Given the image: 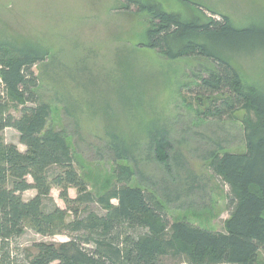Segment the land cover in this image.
Segmentation results:
<instances>
[{
	"label": "trees",
	"instance_id": "trees-1",
	"mask_svg": "<svg viewBox=\"0 0 264 264\" xmlns=\"http://www.w3.org/2000/svg\"><path fill=\"white\" fill-rule=\"evenodd\" d=\"M129 5L148 18L143 47L169 61L207 64L196 85V100L203 99L197 115L215 123L225 118L239 122L244 152H224V140L217 138L209 140L211 150L200 157L206 172L228 188L222 230L169 221L166 206L202 192L205 178L175 148L160 120L142 125L143 138L105 133L102 151L113 164L114 183L101 194L91 193L75 167L69 135L49 126L51 106L37 93L40 80L33 68L51 62L50 47L0 22V264H17L11 243L27 230L40 237L64 235L68 241L36 243L37 253L27 255L26 264H162L165 258L175 264H259L258 253L264 251V87L244 78L234 61L240 50L264 45V25L236 27L214 13L184 17L138 0L127 1L124 8ZM63 111L76 119L65 106ZM73 126L77 133V122ZM8 128L18 133L24 151L4 142L1 133ZM142 160L158 164L169 179L145 177ZM53 189L65 209L51 200ZM71 189L75 198L69 196ZM27 191L35 194L23 200ZM90 205L100 212L89 210Z\"/></svg>",
	"mask_w": 264,
	"mask_h": 264
},
{
	"label": "rangeland",
	"instance_id": "rangeland-1",
	"mask_svg": "<svg viewBox=\"0 0 264 264\" xmlns=\"http://www.w3.org/2000/svg\"><path fill=\"white\" fill-rule=\"evenodd\" d=\"M127 1L0 0V22L50 47L51 62L33 68L40 80L37 93L41 101L51 106L49 126L69 135L75 167L91 193L101 194L114 183L113 164L102 151L107 140L105 133L120 131L126 136L143 138L142 125L160 120L170 129L175 148L182 152L193 171L205 178H201L202 192L166 206L169 221L187 220L221 231L228 217V188L206 172L200 157L211 150L209 140L217 138L224 140V152H244L239 122L225 118L215 123L197 115L203 110V99L196 100V85L207 64L197 59L169 61L155 50L143 47L148 18L135 6L124 8ZM138 1L190 18L203 13L206 17L211 13L225 15L236 27L264 25V0ZM261 47L240 50L234 62L244 78L264 87V45ZM63 106L76 119L65 114ZM11 113L18 116L13 109ZM235 116L240 119L241 113ZM74 122L78 124L77 133ZM1 136L5 143L25 150L15 130L5 129ZM142 161L145 177L169 179L158 164ZM68 193L75 198V190ZM34 194L27 191L22 198L28 200ZM50 198L57 207L65 209L56 189L51 191ZM89 210L100 212L96 205H90ZM67 241L64 235L40 237L27 230L11 243V256L17 264H26V256L37 253L36 243L58 245ZM257 261L264 264V251L258 253ZM162 264L175 263L165 258Z\"/></svg>",
	"mask_w": 264,
	"mask_h": 264
}]
</instances>
